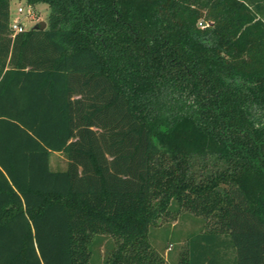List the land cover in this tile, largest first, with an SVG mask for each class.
<instances>
[{
  "label": "trees",
  "instance_id": "16d2710c",
  "mask_svg": "<svg viewBox=\"0 0 264 264\" xmlns=\"http://www.w3.org/2000/svg\"><path fill=\"white\" fill-rule=\"evenodd\" d=\"M26 2L47 26L12 36L0 0V264H264V0Z\"/></svg>",
  "mask_w": 264,
  "mask_h": 264
},
{
  "label": "rangeland",
  "instance_id": "374dc122",
  "mask_svg": "<svg viewBox=\"0 0 264 264\" xmlns=\"http://www.w3.org/2000/svg\"><path fill=\"white\" fill-rule=\"evenodd\" d=\"M18 7H22L23 11L19 13L17 11ZM31 12L32 18L27 16V11ZM48 6L45 3H36V4H27L26 0H10V19H20L26 22L27 29L32 26L38 24L40 21L45 22V27L47 26V15H48ZM10 20V21H11ZM60 154H52L50 158V165L52 169H60L64 168L66 162L65 160L59 156ZM62 160V161H61ZM179 215V214H178ZM178 215L170 213L169 215L161 216L156 220V223L159 225L164 224L166 221H169L170 227H173L174 230H179L181 232L185 231L188 226L191 225V222L187 218H180ZM156 234L159 236H155L153 238L152 235V244L157 251L160 252L162 256L165 258V262L168 263L170 260H177L184 248V240L180 237L179 241L176 244H170L169 241H161L163 240L162 234L163 229L155 230ZM161 236V237H160Z\"/></svg>",
  "mask_w": 264,
  "mask_h": 264
},
{
  "label": "built area",
  "instance_id": "2783aa9c",
  "mask_svg": "<svg viewBox=\"0 0 264 264\" xmlns=\"http://www.w3.org/2000/svg\"><path fill=\"white\" fill-rule=\"evenodd\" d=\"M17 11L19 12V13H21L22 11H23V8L22 7H18L17 8ZM27 16H29V17H33L32 15H31V12L28 10L27 11ZM9 27H10V31H11V35L13 36L14 34H16V33H18V32H22V31H24V30H26L27 29V27H26V22L25 21H23V20H20V19H12L11 21H10V24H9Z\"/></svg>",
  "mask_w": 264,
  "mask_h": 264
},
{
  "label": "water",
  "instance_id": "95a60500",
  "mask_svg": "<svg viewBox=\"0 0 264 264\" xmlns=\"http://www.w3.org/2000/svg\"><path fill=\"white\" fill-rule=\"evenodd\" d=\"M39 26V29H44L45 28V22L44 21H40L38 24H36ZM36 25L32 26L35 27Z\"/></svg>",
  "mask_w": 264,
  "mask_h": 264
},
{
  "label": "crops",
  "instance_id": "0c3cea01",
  "mask_svg": "<svg viewBox=\"0 0 264 264\" xmlns=\"http://www.w3.org/2000/svg\"><path fill=\"white\" fill-rule=\"evenodd\" d=\"M56 154H59V153H56ZM60 157H62L61 155H59ZM62 161V160H61Z\"/></svg>",
  "mask_w": 264,
  "mask_h": 264
}]
</instances>
